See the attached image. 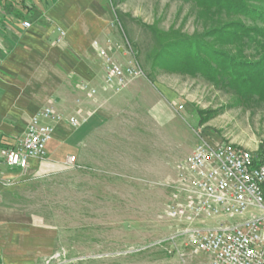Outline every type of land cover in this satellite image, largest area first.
<instances>
[{"label": "rangeland", "instance_id": "1", "mask_svg": "<svg viewBox=\"0 0 264 264\" xmlns=\"http://www.w3.org/2000/svg\"><path fill=\"white\" fill-rule=\"evenodd\" d=\"M26 1L37 2L31 25L49 27L50 0ZM98 1L117 54L133 58L144 76L118 93L101 90L86 104L91 113L76 117V128L66 125L43 161L4 174L11 183L0 184L8 189L0 200L2 246L12 239L22 247L13 264H200L202 257L183 262L169 240L178 228L165 215L177 167L199 138L261 153L264 98H240L153 64L156 31L191 36L213 26L192 2Z\"/></svg>", "mask_w": 264, "mask_h": 264}, {"label": "built area", "instance_id": "2", "mask_svg": "<svg viewBox=\"0 0 264 264\" xmlns=\"http://www.w3.org/2000/svg\"><path fill=\"white\" fill-rule=\"evenodd\" d=\"M21 27L32 25L24 21ZM57 30L60 44L64 32ZM97 55L105 91L118 93L144 76L133 58L122 65L100 46ZM77 87L87 98L97 94L88 82L80 80ZM65 122L72 128L78 124L76 118ZM62 123L63 115L53 106L40 109L12 145L0 146V165L25 172L31 161H43L56 126ZM10 183L0 172V184ZM171 190L165 215L178 228L169 240L178 246L175 250L183 262L202 257L200 264H264V149L256 153L235 143L213 144L199 138L178 165ZM209 221L214 224L208 225Z\"/></svg>", "mask_w": 264, "mask_h": 264}, {"label": "crops", "instance_id": "3", "mask_svg": "<svg viewBox=\"0 0 264 264\" xmlns=\"http://www.w3.org/2000/svg\"><path fill=\"white\" fill-rule=\"evenodd\" d=\"M48 3L45 16L51 24L45 29L15 28L9 18L3 19V29L0 28V146L12 145L15 137L25 132L29 119L47 106H53L64 118V123L56 126L47 148L53 140H61L67 119H83L91 113L86 104L94 97H85L77 87L78 81L88 82L99 94L103 90L104 73L97 46L108 48L122 65L127 60L125 54H117L122 48L111 41L109 21L98 0H50ZM31 4L34 8L37 2ZM29 16H33L32 9ZM24 21L32 22L31 18ZM57 28L64 32L60 44L56 43L60 37ZM1 39H5L6 44ZM73 101L85 104L78 111L73 108ZM36 163L31 161L30 167ZM8 171L0 165L3 176ZM7 190L0 187V200ZM2 245L0 239V264H13L22 257L23 249L14 240Z\"/></svg>", "mask_w": 264, "mask_h": 264}, {"label": "trees", "instance_id": "4", "mask_svg": "<svg viewBox=\"0 0 264 264\" xmlns=\"http://www.w3.org/2000/svg\"><path fill=\"white\" fill-rule=\"evenodd\" d=\"M119 1L108 0L111 7ZM187 1L213 26L191 36L156 31L153 64L198 75L240 98H264V0ZM31 9L26 0H0V28L6 17L19 28L31 18ZM2 42L6 44L5 39Z\"/></svg>", "mask_w": 264, "mask_h": 264}]
</instances>
